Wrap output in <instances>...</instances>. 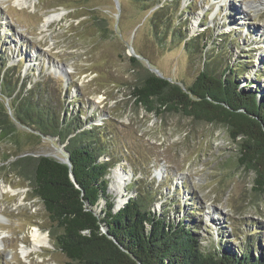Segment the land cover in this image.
<instances>
[{
  "label": "rangeland",
  "instance_id": "rangeland-1",
  "mask_svg": "<svg viewBox=\"0 0 264 264\" xmlns=\"http://www.w3.org/2000/svg\"><path fill=\"white\" fill-rule=\"evenodd\" d=\"M170 1L175 3V34L170 44H160L148 15L130 0H29L22 9L14 0H0V59L6 66L23 59L19 65L27 88L41 76L53 79L48 91L55 104L61 101V108L56 106L61 115L79 117L86 128L107 126L114 133L116 157L127 150L107 176V193L115 207L122 206L120 199L138 197L140 188L148 187V210L171 223L184 219L193 224L205 251L223 243L236 249L248 236L258 241L256 251L264 252V194L252 191L254 173L238 165L239 146L227 129L177 114L147 112L130 94L146 69H156L183 88L190 85L203 69V55L215 53L218 43L225 54L212 60L208 70L221 75L225 64L239 60V87L263 94L264 0ZM90 9L106 18L105 36L89 23ZM51 15L59 17L44 25ZM179 30L198 36L194 49L183 50ZM134 55L142 66H130L128 59ZM13 144L0 142V264H64L55 241L61 231L34 196L32 173L23 176L12 167L16 156L27 153L66 159L64 145L48 140L24 143L18 152ZM113 173L123 175L117 193L111 190ZM188 205H195L197 212ZM34 227L47 236L49 245L24 259L19 249L31 247Z\"/></svg>",
  "mask_w": 264,
  "mask_h": 264
},
{
  "label": "trees",
  "instance_id": "trees-1",
  "mask_svg": "<svg viewBox=\"0 0 264 264\" xmlns=\"http://www.w3.org/2000/svg\"><path fill=\"white\" fill-rule=\"evenodd\" d=\"M130 1L148 15L147 22L157 41L170 44L175 34L171 15L175 3ZM97 13L90 9L89 23L105 36L109 24ZM177 34L183 37V50L194 49L198 36L182 35L180 30ZM233 43L239 46L238 42ZM217 46L219 52L203 55V69L190 85L183 88L146 69L131 86L130 94L135 105L147 112L177 114L225 127L239 146L238 165L254 173L252 191L263 195L264 93L258 96L256 91L239 87L235 77L243 74L239 60L225 64L221 75L208 70L211 61L220 60V53L225 52L223 44ZM128 60L132 67L142 66L135 55ZM19 62L6 66L0 59V142L12 141L18 152L24 143L48 140L53 145H64L68 163L58 157H33L28 153L16 156L12 163L18 174L27 176L28 170L32 173L33 194L61 231L55 241L66 259L64 264H264V252L256 251L258 241L248 236L236 249L223 243L205 251L193 233V224L184 219L171 223L148 210L146 201L152 193L148 187H141L138 197L120 199L122 206L115 207L114 199L107 193V176L118 159L125 158L127 150L124 148L117 158L115 135L107 126L86 128L79 117L69 118L57 112L61 101L58 99L55 104L50 96L48 89L54 83L50 77L41 76L27 88ZM17 126L34 134L20 131ZM188 206L197 212L195 205ZM102 228L107 232L103 233Z\"/></svg>",
  "mask_w": 264,
  "mask_h": 264
},
{
  "label": "bare ground",
  "instance_id": "bare-ground-1",
  "mask_svg": "<svg viewBox=\"0 0 264 264\" xmlns=\"http://www.w3.org/2000/svg\"><path fill=\"white\" fill-rule=\"evenodd\" d=\"M14 4L19 8L22 9L24 7H27L30 5L29 0H14ZM58 15H51L49 17H47L44 21V25L48 26L54 19L58 18ZM45 26V27H46ZM123 175L122 174H118V173H113L112 175V187L111 190L114 193L119 192V188H120V183L122 180ZM1 236V235H0ZM2 237L3 235L0 237V247H2ZM30 241H31V247L28 248L24 245L20 246V254L21 257L26 259L30 253L35 250L38 249L42 246H46L49 245L48 244V240H47V236L43 235L40 230L36 227L32 228L30 231ZM21 244V243H20Z\"/></svg>",
  "mask_w": 264,
  "mask_h": 264
},
{
  "label": "water",
  "instance_id": "water-1",
  "mask_svg": "<svg viewBox=\"0 0 264 264\" xmlns=\"http://www.w3.org/2000/svg\"><path fill=\"white\" fill-rule=\"evenodd\" d=\"M114 1H115V0H114ZM61 72H62V71H61ZM63 72H64V71H63ZM152 72H153L154 74H156L157 76L161 77L160 74H159V72H158L156 69H153ZM64 77H65V76H64ZM63 79H65V78H63ZM60 160H61L62 162H64V163H68V159H67V157H66V159H60ZM70 179H71V181H72L73 183H75V180H74L72 174H70ZM101 231H102L103 233H106V232H107V230H106L105 228H102Z\"/></svg>",
  "mask_w": 264,
  "mask_h": 264
}]
</instances>
